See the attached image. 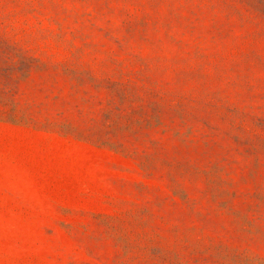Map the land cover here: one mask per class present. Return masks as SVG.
I'll use <instances>...</instances> for the list:
<instances>
[{"label":"rangeland","instance_id":"374dc122","mask_svg":"<svg viewBox=\"0 0 264 264\" xmlns=\"http://www.w3.org/2000/svg\"><path fill=\"white\" fill-rule=\"evenodd\" d=\"M0 264H264V0H0Z\"/></svg>","mask_w":264,"mask_h":264}]
</instances>
